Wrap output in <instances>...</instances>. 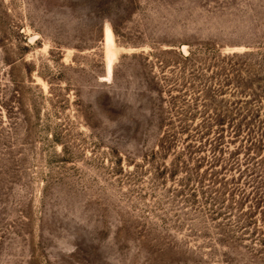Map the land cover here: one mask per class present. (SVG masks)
Returning a JSON list of instances; mask_svg holds the SVG:
<instances>
[{"label":"rangeland","instance_id":"374dc122","mask_svg":"<svg viewBox=\"0 0 264 264\" xmlns=\"http://www.w3.org/2000/svg\"><path fill=\"white\" fill-rule=\"evenodd\" d=\"M202 85L210 138L238 161L225 176L249 201L237 228L234 212L211 221L183 204L180 176L161 174L186 133L153 156L180 126L168 91L190 101ZM254 189L264 0H0V264H264Z\"/></svg>","mask_w":264,"mask_h":264},{"label":"trees","instance_id":"16d2710c","mask_svg":"<svg viewBox=\"0 0 264 264\" xmlns=\"http://www.w3.org/2000/svg\"><path fill=\"white\" fill-rule=\"evenodd\" d=\"M192 81L194 82L191 79L189 85L193 83ZM172 89L168 91L167 114L171 118L173 116L181 117L178 120L180 126L164 133L158 140V151L153 153V156L163 160L174 152L178 143V135L186 133L189 141L184 151L174 158L170 166L162 168L161 174L169 173V178L172 180L180 176L177 182L178 197L183 201V204L189 205L195 211L205 209L211 221H215V218L225 217L227 214L230 216L234 212L235 214L231 216L236 217L235 228H237L238 219L243 216V206L249 201L242 190L243 188L239 185V180L233 177L227 179L225 176L226 173L237 170L238 161L232 159L229 162V160L223 159L221 139L210 138L212 128L206 112L209 101L206 86L199 87L196 91L198 93H195L190 101L186 100V95L180 96L179 99L173 98L169 94ZM199 105L203 109L202 112H198ZM197 115L202 117L201 122L196 129H191L187 123ZM219 126L218 134L221 136L223 126L222 124ZM208 148H210V152L206 154ZM197 150H205V156L198 157ZM216 168L218 171L215 170ZM254 190L256 191V189ZM263 191L264 189H258L255 193H251L250 196H254V202L248 210L250 215L257 208L264 206ZM237 194L240 196L238 200H236ZM223 211L226 212L223 213Z\"/></svg>","mask_w":264,"mask_h":264}]
</instances>
